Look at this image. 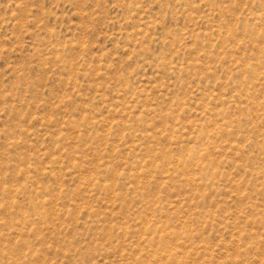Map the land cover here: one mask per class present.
<instances>
[{"label":"rangeland","instance_id":"1","mask_svg":"<svg viewBox=\"0 0 264 264\" xmlns=\"http://www.w3.org/2000/svg\"><path fill=\"white\" fill-rule=\"evenodd\" d=\"M0 264H264V0H0Z\"/></svg>","mask_w":264,"mask_h":264}]
</instances>
